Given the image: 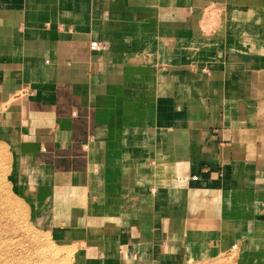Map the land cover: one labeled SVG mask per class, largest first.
Here are the masks:
<instances>
[{"label":"crops","instance_id":"1","mask_svg":"<svg viewBox=\"0 0 264 264\" xmlns=\"http://www.w3.org/2000/svg\"><path fill=\"white\" fill-rule=\"evenodd\" d=\"M0 146L72 264H264V0H0Z\"/></svg>","mask_w":264,"mask_h":264},{"label":"rangeland","instance_id":"2","mask_svg":"<svg viewBox=\"0 0 264 264\" xmlns=\"http://www.w3.org/2000/svg\"><path fill=\"white\" fill-rule=\"evenodd\" d=\"M9 166L0 146V229L10 230L16 253L13 264H72V245L55 240L49 230L31 222L27 205L11 188Z\"/></svg>","mask_w":264,"mask_h":264},{"label":"bare ground","instance_id":"3","mask_svg":"<svg viewBox=\"0 0 264 264\" xmlns=\"http://www.w3.org/2000/svg\"><path fill=\"white\" fill-rule=\"evenodd\" d=\"M10 230L4 232V230L0 229V264H13L14 258L16 254L12 250L13 243L11 241V233ZM4 232V235H3ZM9 232V236H6V233ZM28 264V263H25Z\"/></svg>","mask_w":264,"mask_h":264}]
</instances>
